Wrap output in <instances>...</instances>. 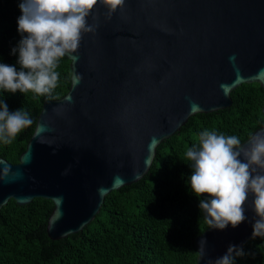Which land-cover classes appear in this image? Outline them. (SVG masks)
<instances>
[{
  "label": "water",
  "instance_id": "water-1",
  "mask_svg": "<svg viewBox=\"0 0 264 264\" xmlns=\"http://www.w3.org/2000/svg\"><path fill=\"white\" fill-rule=\"evenodd\" d=\"M107 11L98 2L88 17L95 31L83 35L76 62L66 56L69 90L44 102L19 161L0 157V210L11 199H50L53 240L82 231L109 193L144 177L191 116L230 107L243 83L264 90V0H125L110 19ZM258 133L264 123L243 147ZM251 202L239 226L194 239L197 264L253 239Z\"/></svg>",
  "mask_w": 264,
  "mask_h": 264
},
{
  "label": "trees",
  "instance_id": "trees-1",
  "mask_svg": "<svg viewBox=\"0 0 264 264\" xmlns=\"http://www.w3.org/2000/svg\"><path fill=\"white\" fill-rule=\"evenodd\" d=\"M20 0H0V63L19 69L22 39L17 19ZM57 71V87L51 95L32 91L0 90V100L10 111H27L33 124L10 144L0 141V157L19 161L31 138L45 101L61 98L71 83L70 60L64 57ZM230 107L198 113L157 148L149 172L139 181L109 193L93 221L69 236L53 240L47 222L53 210L50 199L37 197L26 205L11 199L0 210V264H197L194 239L207 225L199 208L203 197L191 191L193 172L186 150L198 144L204 130L235 135L241 142L264 123V90L259 83H243L231 92ZM245 255L234 264H264V238L242 246Z\"/></svg>",
  "mask_w": 264,
  "mask_h": 264
},
{
  "label": "clouds",
  "instance_id": "clouds-1",
  "mask_svg": "<svg viewBox=\"0 0 264 264\" xmlns=\"http://www.w3.org/2000/svg\"><path fill=\"white\" fill-rule=\"evenodd\" d=\"M98 2L108 10L109 19L125 4V0H20L22 15L17 24L22 39L12 49L13 54L18 52L20 67L0 63V90L51 95L59 82L60 61L68 56L76 62L79 57L72 54L83 35L95 31L96 25H89L88 17ZM79 80L77 76L73 83ZM32 124L27 111H10L0 100V141L4 144L12 143ZM185 155L192 162L191 191L198 197L204 193L210 197L199 201L207 225L220 230L229 224L239 226L247 219L244 205L251 195L255 213L252 236L264 238V134H256L243 147L235 135L204 130L198 144L189 147ZM204 245L201 241L202 249ZM244 255L242 247L230 245L222 257L209 259L207 264H234L235 257Z\"/></svg>",
  "mask_w": 264,
  "mask_h": 264
}]
</instances>
